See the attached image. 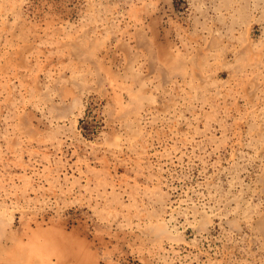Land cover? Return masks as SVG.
Segmentation results:
<instances>
[{
	"label": "rangeland",
	"instance_id": "obj_1",
	"mask_svg": "<svg viewBox=\"0 0 264 264\" xmlns=\"http://www.w3.org/2000/svg\"><path fill=\"white\" fill-rule=\"evenodd\" d=\"M0 264H264V0H0Z\"/></svg>",
	"mask_w": 264,
	"mask_h": 264
},
{
	"label": "bare ground",
	"instance_id": "obj_2",
	"mask_svg": "<svg viewBox=\"0 0 264 264\" xmlns=\"http://www.w3.org/2000/svg\"><path fill=\"white\" fill-rule=\"evenodd\" d=\"M49 230V229H48ZM48 233H49V231L47 232V231H41V230H37V231H35L34 230V232L30 235V239L32 240V243H33V245H35L36 246V243H38V245H41L40 247H49V246H52L54 243H53V241H54V239H53V237L52 236H55V234H53L52 235V232L50 233L51 234V236H50V238L51 239H53V240H51L49 237H48ZM59 233V232H58ZM58 233H56V234H58ZM59 235V234H58ZM57 235V236H58ZM60 236H61V234H60ZM40 240V238L41 239H43V240H41V241H39L38 239ZM37 240L39 241V242H37ZM55 240H57V239H55ZM60 242H63V240L62 241H60ZM65 242V241H64ZM70 243V242H69ZM69 243H67V244H69ZM63 244V243H62ZM66 244V245H67ZM56 247H57V245L56 244H54ZM70 245V244H69ZM61 246V245H60ZM64 246V245H63ZM68 246V245H67ZM34 247V246H33ZM71 247V246H70ZM36 248V247H35ZM51 248H53V247H51ZM63 248V247H62ZM72 248V247H71ZM57 249H59V247L57 248ZM64 249H66V246H65V248H63V250ZM68 250H70L69 249V247L67 248ZM37 251V250H36ZM66 251V250H65ZM70 252V251H69ZM68 253V252H67ZM68 255H70V254H68Z\"/></svg>",
	"mask_w": 264,
	"mask_h": 264
}]
</instances>
